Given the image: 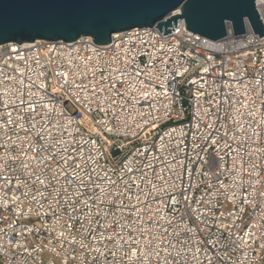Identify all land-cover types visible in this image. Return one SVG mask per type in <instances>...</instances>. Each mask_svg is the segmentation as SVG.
<instances>
[{
    "label": "built area",
    "instance_id": "1",
    "mask_svg": "<svg viewBox=\"0 0 264 264\" xmlns=\"http://www.w3.org/2000/svg\"><path fill=\"white\" fill-rule=\"evenodd\" d=\"M177 23L0 46V264H264V36Z\"/></svg>",
    "mask_w": 264,
    "mask_h": 264
},
{
    "label": "water",
    "instance_id": "2",
    "mask_svg": "<svg viewBox=\"0 0 264 264\" xmlns=\"http://www.w3.org/2000/svg\"><path fill=\"white\" fill-rule=\"evenodd\" d=\"M147 7L138 10L139 20L123 25L117 32H109L97 45H106L114 34L133 28L153 27L163 37L177 28V20H183L187 31L217 41L225 36L223 21L230 23L234 36L244 34V20L258 38L264 29L255 8L254 0H146ZM88 8H73L70 0H0V46L9 43L41 41L73 42L83 33L69 29L25 28L22 21L68 11H91ZM178 12V13H174Z\"/></svg>",
    "mask_w": 264,
    "mask_h": 264
},
{
    "label": "snow or ice",
    "instance_id": "3",
    "mask_svg": "<svg viewBox=\"0 0 264 264\" xmlns=\"http://www.w3.org/2000/svg\"><path fill=\"white\" fill-rule=\"evenodd\" d=\"M73 8L91 11H68L21 22L25 28L69 29L98 40L123 25L139 20L138 10L147 7L146 0H70ZM63 75L65 82L67 74ZM79 167V165H77Z\"/></svg>",
    "mask_w": 264,
    "mask_h": 264
},
{
    "label": "rangeland",
    "instance_id": "4",
    "mask_svg": "<svg viewBox=\"0 0 264 264\" xmlns=\"http://www.w3.org/2000/svg\"><path fill=\"white\" fill-rule=\"evenodd\" d=\"M67 109H68L69 111H71V112H73V111H74V108H73V107H71V105H68V106H67Z\"/></svg>",
    "mask_w": 264,
    "mask_h": 264
}]
</instances>
